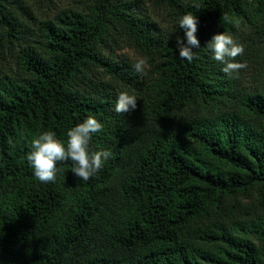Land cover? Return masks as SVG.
I'll return each instance as SVG.
<instances>
[{
    "label": "trees",
    "instance_id": "16d2710c",
    "mask_svg": "<svg viewBox=\"0 0 264 264\" xmlns=\"http://www.w3.org/2000/svg\"><path fill=\"white\" fill-rule=\"evenodd\" d=\"M61 1L0 0V264H264V58L260 85H242L264 0ZM220 31L244 45L231 75L207 47ZM121 91L135 110H115ZM88 116L110 159L87 181L70 160L38 181L32 139Z\"/></svg>",
    "mask_w": 264,
    "mask_h": 264
},
{
    "label": "clouds",
    "instance_id": "9594fccd",
    "mask_svg": "<svg viewBox=\"0 0 264 264\" xmlns=\"http://www.w3.org/2000/svg\"><path fill=\"white\" fill-rule=\"evenodd\" d=\"M199 16L186 13L178 19L183 35L176 38V49L181 60L191 63L194 59V49H199L200 40L197 36ZM213 53L212 58L223 64L222 71L228 75L244 67L234 62V58L244 53V45L237 42L232 34L220 31L214 34L207 43ZM147 61L140 59L135 64L137 72H144ZM137 108V97L126 91H121L116 99L115 110L118 113H128ZM103 125L95 116H88L78 122L66 133V140L57 136L56 132L47 130L33 138L27 162L33 170L34 177L41 183L52 182L61 171L58 164L71 161V172L81 180L87 181L96 175L104 163L112 155L109 150L92 151L90 141L93 134L99 132Z\"/></svg>",
    "mask_w": 264,
    "mask_h": 264
},
{
    "label": "rangeland",
    "instance_id": "374dc122",
    "mask_svg": "<svg viewBox=\"0 0 264 264\" xmlns=\"http://www.w3.org/2000/svg\"><path fill=\"white\" fill-rule=\"evenodd\" d=\"M71 0H62L60 5L64 6L70 3ZM254 50L248 51V57H247V63L246 66H248L247 75L245 78L244 83L242 84L244 88L251 89L256 88L258 85H260V75L259 73L262 71V61L264 58V55H261L263 52V49H259L257 46H254ZM124 55H126L129 59L133 61H137L135 55L133 52L126 51L124 52ZM261 55V56H260Z\"/></svg>",
    "mask_w": 264,
    "mask_h": 264
}]
</instances>
